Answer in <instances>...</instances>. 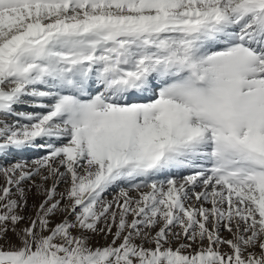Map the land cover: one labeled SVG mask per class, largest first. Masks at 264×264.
<instances>
[{"label":"snow or ice","instance_id":"obj_1","mask_svg":"<svg viewBox=\"0 0 264 264\" xmlns=\"http://www.w3.org/2000/svg\"><path fill=\"white\" fill-rule=\"evenodd\" d=\"M28 148L0 264H264V0H0V154Z\"/></svg>","mask_w":264,"mask_h":264},{"label":"rangeland","instance_id":"obj_2","mask_svg":"<svg viewBox=\"0 0 264 264\" xmlns=\"http://www.w3.org/2000/svg\"><path fill=\"white\" fill-rule=\"evenodd\" d=\"M17 110H28V111H31L32 109H27L25 108V106H17ZM37 111L39 109H36ZM5 119H11V118H8V117H5ZM37 143H43V141H37ZM31 150L30 151H25L23 153H16L15 150H11L13 152V154H10L8 156H5V154H0V166H8L9 164H12V163H15L18 159L20 158H25L27 159L29 162H31L32 160L38 158L39 156H42L45 154V151L43 149H40V148H30ZM182 175L183 174H186L184 172L181 173ZM164 177L161 176L159 177V179H163ZM3 179V177H0V180ZM30 183V182H29ZM0 184H3V183H0ZM122 187H127V185H121ZM64 185L61 184L59 186V190L60 191H63L64 189ZM119 192V187H113L112 189H110L106 194H105V197L106 199H109L111 200L114 196H116ZM132 195H136L135 192H132L131 193ZM36 202V198L33 196V195H29V202H28V207L26 209V215H33L34 214V208L32 207L33 204ZM222 235H225L227 236L228 233L227 232H224L222 233ZM111 237L109 236L107 238V240L110 241ZM106 239L104 238L103 235H99V236H95L93 238V244H99V245H104L106 243Z\"/></svg>","mask_w":264,"mask_h":264},{"label":"bare ground","instance_id":"obj_3","mask_svg":"<svg viewBox=\"0 0 264 264\" xmlns=\"http://www.w3.org/2000/svg\"><path fill=\"white\" fill-rule=\"evenodd\" d=\"M31 149L30 148H28V149H25V151H30ZM13 151V150H12ZM11 150H9L7 153H5V156H8V155H10V154H13V152H12ZM16 151V150H15ZM24 152V151H23ZM23 152H18V151H16V153H23ZM4 181H3V179H1L0 180V183H3Z\"/></svg>","mask_w":264,"mask_h":264}]
</instances>
